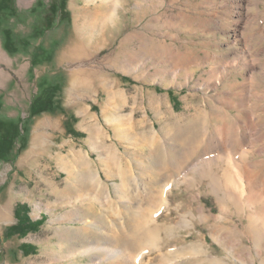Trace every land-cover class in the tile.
I'll return each instance as SVG.
<instances>
[{
  "label": "rangeland",
  "instance_id": "374dc122",
  "mask_svg": "<svg viewBox=\"0 0 264 264\" xmlns=\"http://www.w3.org/2000/svg\"><path fill=\"white\" fill-rule=\"evenodd\" d=\"M2 1L0 264H264V0Z\"/></svg>",
  "mask_w": 264,
  "mask_h": 264
},
{
  "label": "trees",
  "instance_id": "16d2710c",
  "mask_svg": "<svg viewBox=\"0 0 264 264\" xmlns=\"http://www.w3.org/2000/svg\"><path fill=\"white\" fill-rule=\"evenodd\" d=\"M4 1V0H3ZM2 1V3H3ZM59 8V7H56ZM52 7L50 9V13H58L62 9H56ZM13 7L6 6V5H0V14H4V19L9 16V11H11ZM7 34L9 35V32L7 31ZM11 46V45H9ZM8 46V48H9ZM50 106V97L46 98H40L39 100L35 101L32 105V111L30 113L31 116H34L35 114H38L42 112L43 110L49 108ZM0 126V158H6L5 155L9 154L12 149L14 148V145L16 144L14 141V126L11 125H5ZM15 214L17 217V221L10 225L7 229L5 234L7 236L12 235H18L20 237L26 236L29 232L37 231L39 230L40 226L42 225V219L34 220L29 214L28 205L25 203H19L15 209ZM22 249L25 253L30 252L32 249V245L29 243H23Z\"/></svg>",
  "mask_w": 264,
  "mask_h": 264
},
{
  "label": "bare ground",
  "instance_id": "6f19581e",
  "mask_svg": "<svg viewBox=\"0 0 264 264\" xmlns=\"http://www.w3.org/2000/svg\"><path fill=\"white\" fill-rule=\"evenodd\" d=\"M236 2V4H237V6H241V7H244L245 8V10L248 8V5L250 4V2H249V0H236L235 1ZM243 8V9H244ZM244 64L245 65H250V61L249 62H246V60L244 61ZM224 134V133H223ZM228 188V187H227ZM238 191V190H237ZM251 193V192H250ZM256 194V193H255ZM251 197V196H250ZM248 199V198H247ZM149 229H147V228H143V233H145L146 231H148ZM143 235V234H142ZM147 236H149V235H147ZM146 236V237H147ZM144 237V236H143ZM142 237V238H143ZM148 239V238H147ZM147 239H145V240H147ZM152 239V238H151ZM148 241V240H147ZM150 241V240H149ZM143 242H145V241H143ZM147 243V242H146ZM144 244V243H143ZM141 245H142V243H141ZM140 245V246H141ZM131 260V259H130Z\"/></svg>",
  "mask_w": 264,
  "mask_h": 264
},
{
  "label": "crops",
  "instance_id": "0c3cea01",
  "mask_svg": "<svg viewBox=\"0 0 264 264\" xmlns=\"http://www.w3.org/2000/svg\"><path fill=\"white\" fill-rule=\"evenodd\" d=\"M14 208H15V206H14ZM14 208H13V212H14ZM2 213L9 214V210L6 207L5 208H2V210L0 211V214H2ZM8 223L9 224H13V221L8 220Z\"/></svg>",
  "mask_w": 264,
  "mask_h": 264
}]
</instances>
